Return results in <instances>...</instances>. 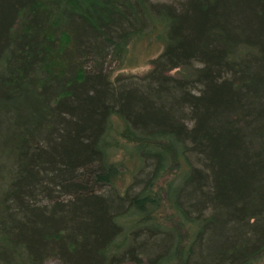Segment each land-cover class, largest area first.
Masks as SVG:
<instances>
[{
  "label": "trees",
  "instance_id": "trees-1",
  "mask_svg": "<svg viewBox=\"0 0 264 264\" xmlns=\"http://www.w3.org/2000/svg\"><path fill=\"white\" fill-rule=\"evenodd\" d=\"M263 258L264 0H0V264Z\"/></svg>",
  "mask_w": 264,
  "mask_h": 264
},
{
  "label": "rangeland",
  "instance_id": "rangeland-1",
  "mask_svg": "<svg viewBox=\"0 0 264 264\" xmlns=\"http://www.w3.org/2000/svg\"><path fill=\"white\" fill-rule=\"evenodd\" d=\"M154 3L158 2H165V3H172L174 0H149ZM146 43L147 41H143L140 44L134 45L133 49H130V44L128 45L127 49L129 51L127 53L133 54L135 57L139 58V62L130 66H125V67H115L117 64L115 62H111L110 66L112 67L111 71V78H117L119 80H124L128 78V80H135L137 79L140 75H142L148 68L149 64L147 63L146 59L150 57H154L158 51L160 50L159 43L156 44V42H151L149 47L146 49ZM170 74L174 73V70L169 71ZM147 171V170H146ZM130 182V179L126 176L124 178V181L120 182L119 187L122 189L125 184ZM123 183V184H122ZM259 264H264V258ZM42 264H59L57 260L55 259H48L45 260ZM126 264H132V263H126Z\"/></svg>",
  "mask_w": 264,
  "mask_h": 264
}]
</instances>
